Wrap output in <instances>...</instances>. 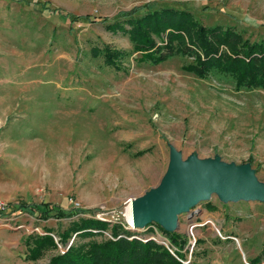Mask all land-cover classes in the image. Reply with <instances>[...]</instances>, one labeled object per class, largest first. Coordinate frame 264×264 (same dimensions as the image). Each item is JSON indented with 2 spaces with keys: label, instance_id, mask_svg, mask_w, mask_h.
I'll use <instances>...</instances> for the list:
<instances>
[{
  "label": "rangeland",
  "instance_id": "obj_1",
  "mask_svg": "<svg viewBox=\"0 0 264 264\" xmlns=\"http://www.w3.org/2000/svg\"><path fill=\"white\" fill-rule=\"evenodd\" d=\"M165 7L264 39V0H0V201L12 211L9 225L22 224L0 221V264H48L72 245L126 234V202L160 184L173 150L181 161L247 166L264 186V90L236 91L217 75L198 79L178 57L137 62L122 15ZM118 22L122 29L111 27ZM103 47L125 53L118 69L104 64ZM190 211L213 225L190 234L189 212L178 216V231L165 234L181 261L249 264L261 256L264 264V202L212 194ZM83 220L105 223L101 236L70 231ZM45 236L57 247L28 260L32 240Z\"/></svg>",
  "mask_w": 264,
  "mask_h": 264
},
{
  "label": "trees",
  "instance_id": "obj_2",
  "mask_svg": "<svg viewBox=\"0 0 264 264\" xmlns=\"http://www.w3.org/2000/svg\"><path fill=\"white\" fill-rule=\"evenodd\" d=\"M140 10L141 8L138 12ZM134 13L136 12L123 14L122 17H129L126 19L131 26L128 31L129 41L132 43V52L140 55L137 62L156 66L178 57L189 60L182 66V71L198 79L204 80L211 75H217L231 81L236 91L264 90V39L250 41L233 27L205 26L191 11L185 9L165 7L150 10L138 18L132 17ZM66 18L77 20L69 14ZM119 25V22L113 23L111 27L122 29ZM157 40L161 42L160 45H157ZM100 51L104 64L116 69L119 67L117 58L125 56L124 52H112L108 47H103ZM97 52L98 50H94V53ZM208 207L215 209L212 205ZM75 214L76 212L71 211L68 217ZM71 227L70 231L79 235L78 238L84 239L93 237V234L101 236L100 231L105 229V223L83 220L80 223L73 222ZM90 230L97 232L92 233ZM117 232L118 230L114 229L112 236H118ZM163 232L167 233L164 230ZM124 233L128 236V232ZM68 236L69 234L63 235L59 242L65 244ZM32 243L28 260H36L46 248L57 247L51 236L36 237ZM261 255H264V249ZM248 263L262 264L261 256ZM48 264L183 263L155 242L143 243L121 237L95 241L86 246L72 245L64 254L54 256Z\"/></svg>",
  "mask_w": 264,
  "mask_h": 264
},
{
  "label": "water",
  "instance_id": "obj_3",
  "mask_svg": "<svg viewBox=\"0 0 264 264\" xmlns=\"http://www.w3.org/2000/svg\"><path fill=\"white\" fill-rule=\"evenodd\" d=\"M222 201L264 202V186L256 182L247 166L227 165L215 160L191 157L181 161L171 151L167 171L160 184L144 196L132 199L133 226L143 228L155 223L167 233L178 231V216L188 213L210 195ZM190 214V215H189Z\"/></svg>",
  "mask_w": 264,
  "mask_h": 264
},
{
  "label": "built area",
  "instance_id": "obj_4",
  "mask_svg": "<svg viewBox=\"0 0 264 264\" xmlns=\"http://www.w3.org/2000/svg\"><path fill=\"white\" fill-rule=\"evenodd\" d=\"M72 201V199H71ZM129 201L126 202L129 203ZM72 204L74 206H76V208H78V204L75 203L74 201H72ZM80 209V208H79ZM12 214V211H9L7 205L3 202L0 201V221L4 222L7 225L8 228H21L22 224L18 223L17 221H15L14 223H17L18 225H14V226H10V222L13 221L12 218L9 217V215ZM99 215H97V218H99ZM101 219V218H99ZM104 218H102L103 220ZM16 220V219H15ZM121 223L124 225V229L125 231L130 232L131 234L126 236V235H121L118 236V238H126L128 240H132V239H136L139 240L143 243H146L148 241H152L155 242L156 244L159 245H163L165 247V249L171 254L173 255L176 259H178L179 261H181L174 253L175 251V246H173V244L168 240L166 234L163 232V230L155 223H150L148 225H146L143 228H135L128 220L126 217L122 216L121 218ZM211 223L213 225V223L211 221H204L203 224H199L196 222V219H193V217H189L187 220V232L192 234V231L199 227V226H205L206 224ZM218 234L220 235L219 230H217ZM221 236V235H220ZM183 264H188L189 261H181Z\"/></svg>",
  "mask_w": 264,
  "mask_h": 264
},
{
  "label": "crops",
  "instance_id": "obj_5",
  "mask_svg": "<svg viewBox=\"0 0 264 264\" xmlns=\"http://www.w3.org/2000/svg\"><path fill=\"white\" fill-rule=\"evenodd\" d=\"M4 82H5L4 80L0 82V127L4 121ZM6 85L7 86L9 85L8 81Z\"/></svg>",
  "mask_w": 264,
  "mask_h": 264
},
{
  "label": "bare ground",
  "instance_id": "obj_6",
  "mask_svg": "<svg viewBox=\"0 0 264 264\" xmlns=\"http://www.w3.org/2000/svg\"><path fill=\"white\" fill-rule=\"evenodd\" d=\"M126 206L127 207L125 209L126 210L125 216H126L127 220L133 225L134 223H133V215H132V200H130V202L127 203Z\"/></svg>",
  "mask_w": 264,
  "mask_h": 264
}]
</instances>
